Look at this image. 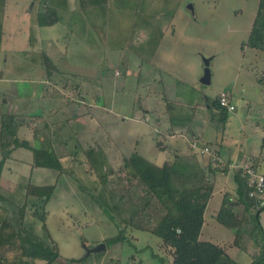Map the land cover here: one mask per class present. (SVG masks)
<instances>
[{
    "label": "rangeland",
    "instance_id": "374dc122",
    "mask_svg": "<svg viewBox=\"0 0 264 264\" xmlns=\"http://www.w3.org/2000/svg\"><path fill=\"white\" fill-rule=\"evenodd\" d=\"M68 1V6L60 10L64 22L42 27L36 23L37 12L45 8L41 0H0V119L4 113H21L19 116L30 124L20 129V135L35 143V130L49 131L43 127L45 121L38 122L30 115L45 111L47 122L57 131L55 149L64 167L63 173L34 167L33 152L19 148L16 157L21 160L9 164L23 168L7 175L4 171L1 190L6 196L21 190L25 197L23 187L28 177L36 185H56L43 206H39L41 200L36 204V198H29L26 221L38 235L48 237L43 222L33 214L40 207L39 213L46 214L50 235L59 244L62 257L57 264H81L88 249L119 234L124 227L102 205L107 188L90 166V157L84 153L87 145L96 147L97 154L105 150V171L118 169L123 157L133 152L161 164L166 158L173 159V148L184 151L187 147L180 135L174 138L168 133L166 98L189 105L201 102L203 94L214 99L229 90L236 97L237 109L231 113L226 132L218 110L205 104L194 108L193 128L203 132L205 138L221 140L222 154L264 160V50L245 45L260 12V0H108L88 10L80 8V0ZM55 2L60 7L66 4L63 0ZM41 52L51 56L58 68L53 72L57 80L53 74L51 83ZM208 57H212L211 81L203 84L204 58ZM153 76L164 81L154 80L148 90L147 83ZM45 88L55 89L53 97L46 99L51 95L46 92L42 101L34 99ZM86 89L100 95L99 103L91 99L93 106L75 107ZM142 106L151 112L145 115ZM177 123L175 120L174 125ZM42 135L39 137H46ZM5 154L0 150V161L5 160ZM195 154L197 159L191 157L193 161L210 159L209 154ZM101 155L96 157L103 159ZM223 180L225 185L233 181L232 177ZM220 189L219 184L209 202L202 239L225 242L233 258L248 264L254 241L244 237L241 250L230 246L235 232L212 218L223 198ZM8 222V213L1 209L0 235H6ZM259 222L251 217L252 231L243 235L259 237L262 247L264 209ZM127 234L132 244H113L99 260L92 255L95 253L90 254L85 264H161V256L172 261V250L159 237L131 227ZM145 246L152 249H135ZM256 251L255 256L262 252ZM6 253L12 260L16 250L10 248ZM71 258L76 260L68 262ZM46 263L37 260L33 264Z\"/></svg>",
    "mask_w": 264,
    "mask_h": 264
},
{
    "label": "trees",
    "instance_id": "16d2710c",
    "mask_svg": "<svg viewBox=\"0 0 264 264\" xmlns=\"http://www.w3.org/2000/svg\"><path fill=\"white\" fill-rule=\"evenodd\" d=\"M41 1L45 3V8L37 12V25L42 27L52 26L64 22L65 18L63 14H60V10L64 6H68V0H63L66 1V4L63 3L64 5L61 7L55 5V1L58 0ZM80 1L82 2L80 8L105 5L108 2V0ZM260 7V12L254 19L245 45L264 50V12H262L264 0H260ZM40 56L47 76L51 77L53 72L56 69L58 70L57 66L46 52H41ZM208 99L210 107L218 110L219 121L225 127L230 113L220 105L218 97ZM28 124H30V121H26L24 117L19 115L13 113L2 114L0 119V150L2 153L10 155L13 149L26 148L33 152L34 167L50 168L63 173L64 167L53 146L52 127L49 125L45 127L46 131L49 132L44 142L38 145L32 144L20 135V129L28 126ZM200 144L202 146H212L209 142ZM100 152L103 159L96 157V155L99 156ZM100 152L97 154L96 147L86 149V154L88 158L90 157L91 168L98 172L102 183L107 188V195L105 194L106 197L102 199L104 202L101 203L107 210L113 212L117 219L121 220L124 227L119 234L110 236L103 241L106 244L105 251L92 254L97 260L113 244H132L131 238L127 234L128 228L131 227L133 230L154 234L160 238L164 246L172 250V261L168 262L161 256V264H239L228 255L224 248L200 240L204 213L215 186L209 177V171L197 166L189 158L170 159L159 165L139 152H133L129 157L124 156L123 163L118 169L111 168L109 171H105V151L101 149ZM4 164L5 161L1 160L0 201L2 204L0 210L2 209V212H7L9 215V222L5 226L9 230L5 231L6 235H0V246L3 247L0 251V264L5 261L12 264H33L37 260L46 261V264H57L62 255L59 244L48 230L45 212L40 214L39 207L33 214L43 222L42 227L49 233L48 237L38 235L33 225L26 221V206L30 200L29 198H36V204L41 200L42 204H39V206H43V201L47 202L51 198L56 185H36L28 177V181L23 187L25 197L21 196L20 193H23L21 190L6 196L1 190ZM228 167L229 165L226 164L221 169L226 170ZM219 169L220 166L215 165L212 166L211 170L217 171ZM111 175L117 176L118 179H110ZM235 178L239 200L245 205L257 208V211L264 209V207L258 208L250 197V187L242 169H236ZM229 201L228 197L224 200L218 218L222 224L232 228L239 221L236 219L232 203H229ZM262 247V252L254 257L251 264H264V245ZM10 248L16 250L12 260H9L6 253ZM149 248L152 249L151 246L135 249L137 251H147L150 250ZM92 255L83 257L80 260L81 264H85ZM155 255L157 254L155 253ZM75 260L71 258L68 259V262Z\"/></svg>",
    "mask_w": 264,
    "mask_h": 264
},
{
    "label": "crops",
    "instance_id": "0c3cea01",
    "mask_svg": "<svg viewBox=\"0 0 264 264\" xmlns=\"http://www.w3.org/2000/svg\"><path fill=\"white\" fill-rule=\"evenodd\" d=\"M3 6H4V4L2 5V7ZM92 7L95 8V6H92ZM88 9H90V8H87L86 10H88ZM253 22H254V20H253ZM52 75H51V77H48V79H47V81L49 83H51L53 77L55 79L57 78L56 74H54L53 77H52ZM153 77L154 78L150 79L149 83H147V89L148 90H150L149 89L150 86L152 87V83H154L153 82L154 80H155V82L159 81L156 76H153ZM163 81L164 80L161 79L159 82L162 83ZM139 83H140V81H139ZM54 90L55 89H53V90L51 89V90H47L46 91V88H45L42 91V95H38L36 93L35 96H34V99H36L38 97L39 102L42 101V99L45 98V96H46V92L51 94V95H48L47 98H46V99H49V98L53 97ZM76 90H78V89L76 88ZM85 91H86V95L82 96V93H81V99H78L77 101H75V103H74L75 107L76 106L78 107V106L83 104L84 106H86L85 108L87 109V106H93V104L91 105V101L92 100H94L96 103L98 101H100V95L88 93L87 89ZM77 92H80V91L78 90ZM228 92L231 94L232 103L236 106V109H237V105H236V103L234 101V99L236 98L235 95L233 94V92H231L229 90H228ZM63 93L65 94L66 91H64ZM71 94H72V92H71ZM66 95H65V98H66ZM217 95L218 94H216V96ZM196 96H198V93L196 94ZM208 98L213 99V97H210L209 95L203 94L201 102H197V100H196L194 102H191L189 105L183 104V102H181V100H179V99H173L172 100V98H166V107L164 109V113H165L166 118L168 119L167 124H166V126L168 125V128H169V132L168 133L170 134V136H172L174 138L177 137V135H180L184 139V141L186 143V146H187L184 151H181L179 149V147L173 148V156H171V157H173V159H176V158H179V157H181V158H189L190 160H192L191 157L197 159L195 153H200V152L193 151L190 148V146H189V140H192V141L196 140V141H198L199 144L202 143V142L203 143H205V142L211 143L212 146H209V147L212 149V151L216 152L219 155V157H220L222 162H225L226 164L229 165L228 169H226V170H222L221 167H220L219 170L213 171V170H211L212 166L214 167L215 165L216 166L217 165L220 166V165L218 163L215 164V163L211 162L210 161V159H211L210 155H209L210 159H208L206 162H205L204 159L202 160V162L199 159L197 160V162L192 160L195 164H197V166L205 168L204 169L205 171H209L208 172L209 173V177L214 182V185H215L213 193L211 195V198L214 195V192H215V189H216L217 185L220 184V186H221L220 191H221V193H223V198L221 200V204H220L219 209L216 210L215 212L212 211V212H214V214L212 215V218H213V220H216L219 224H221L223 227L231 229V230H233L235 232V238H234V240L231 241V245L230 246L238 247L241 250V243H242V240H243L244 237L246 238L247 241L250 240V239H252L251 241H254V246H255L254 247L255 248L254 249V253H250L252 258H251L250 262L248 263V264H251L254 261L255 253L257 252L256 250L260 251L261 248H262L261 247V242L258 240L259 237H256L255 235H243V234H246V233L250 234V232L252 231V229L249 228V226H250L249 224H251L250 223L251 217L257 218V224H260L259 215H260V213H261V211L263 209L260 210V211H257V208H253V207H250L248 205H245L243 202H241L239 200V195L237 193V187L238 186H237V181H236V178H235L236 169L233 168V164L234 163H240V164L251 163V164H255V165H258V166H261V167L264 168V160H256V161H254L255 159H252V157L249 158V156H241V155L238 154V155H236L234 157V156H232L229 153H227V154L223 153L222 154V152H221L222 151L221 150L222 147L221 146H222L223 143L221 142V140L218 141L219 139L217 137H216L215 140L205 138L203 132H200V131L196 130L195 128H193V123L196 121L195 120L196 114H195L194 108L198 109V106L200 104H205L206 106L210 107ZM67 100L65 99L64 102H66ZM207 100H208V103L206 102ZM148 105H149V107L153 106L150 102L148 103ZM66 106H68V102H66ZM103 107H105V106L103 105ZM151 108H153V107H151ZM141 109H143L145 115H147V114H149L151 112V110L149 108H146V107H143V106L140 107V110ZM187 109H191V110H193V112L186 111ZM28 113H29L28 114V116H29L31 114V112H28ZM229 113H230V116H229V119H228L227 123L230 121V117H231V113L232 112H229ZM18 114L21 115V113H18ZM23 115H26V114H23ZM30 116L38 118V122L45 121L43 123V127H47L48 125L51 126V124L47 122V119H46L47 115L45 114V111H43L41 114L36 113V114H32ZM146 118H148V117H146ZM175 120L178 121V123L176 125H174V121ZM179 121H180V123H179ZM227 123H226V125H227ZM51 127L53 128V126H51ZM223 131L226 132L225 131V127H224ZM35 132H36L35 137H34L35 140H36L35 143L39 145L42 142H44V139H45V138L39 137L40 134L43 133L42 136H46L47 134L44 133V131L41 130V129L35 130ZM56 133H57V131H55V129L53 130V133H51V136L53 138L54 149H55V143L57 141V139L54 138V135ZM214 141H218V142H214ZM35 143H32V144H35ZM158 143L160 144V147H163L162 143H160V142H158ZM214 145H216V146L214 147ZM217 145L219 146L218 148H217ZM90 147H92V146L90 144H88L86 149H88ZM86 149H84L85 155H87L86 154ZM17 150H19V148L15 149V150H12L10 155L5 154V157H6L5 160H4L5 164H4V168H3V171H2V177H1V182L2 183H3L2 178H3L4 174H5L4 171H6V175H7L11 171H15L14 173H16V171H17L19 173V169L23 168V166L15 167V165H10L9 164L11 161H15V160L19 161V160H21L20 158L16 157V151ZM60 153H63V152H60ZM169 159L170 158H166L164 160V162L161 163V164H159L157 162H155V163H157L159 165H162ZM252 161H254V162H252ZM21 164L25 165L23 163H21ZM9 166H14V167H9ZM209 166H210V168H209ZM6 175H5V177H6ZM24 176H26V175H24ZM225 177L226 178H229V177L231 178L232 177L233 181H232L231 185H225V182L223 180ZM225 181H226V179H225ZM1 186H2V184H1ZM227 197L230 200L229 203H232L233 213L235 214L236 219L239 221L238 224L236 223V226L232 227V228H229V227L225 226L224 224H222L220 222L219 218H218L219 211H220V209L222 207V204L224 203V200H226ZM211 198L208 201V204H207V207H206V210H205V213H204V223H203L201 234H200V240L208 241V242L214 243L216 245H219L221 248L225 249V251L228 253L229 256H231L233 258V256L230 254L225 242H219V241H212V240L202 239L203 228L207 224L206 212L208 210V205H209V202H210ZM233 259L236 260L235 258H233ZM236 262H238L239 264H243V263H241V262H239L237 260H236Z\"/></svg>",
    "mask_w": 264,
    "mask_h": 264
},
{
    "label": "built area",
    "instance_id": "2783aa9c",
    "mask_svg": "<svg viewBox=\"0 0 264 264\" xmlns=\"http://www.w3.org/2000/svg\"><path fill=\"white\" fill-rule=\"evenodd\" d=\"M218 100L223 108L228 112L236 110V106L232 103L231 94L228 91H222L218 94ZM189 146L193 151L200 152L201 154H209L211 161L219 164L220 167L225 166L226 163L222 162L219 155L212 151L209 146H202L198 141L189 140ZM233 168L242 169L247 177L248 185L250 187V197L255 202L258 208L264 207V168L251 163H234Z\"/></svg>",
    "mask_w": 264,
    "mask_h": 264
},
{
    "label": "water",
    "instance_id": "95a60500",
    "mask_svg": "<svg viewBox=\"0 0 264 264\" xmlns=\"http://www.w3.org/2000/svg\"><path fill=\"white\" fill-rule=\"evenodd\" d=\"M263 12H264V10H263ZM211 60H212V57L204 58L205 70H204V74L201 78V81L203 84H209L211 81V70H210ZM206 102L208 103V100ZM105 249H106V244H105V242H102L99 245L93 247L92 249H88L87 250V256L92 254V253L102 252Z\"/></svg>",
    "mask_w": 264,
    "mask_h": 264
}]
</instances>
